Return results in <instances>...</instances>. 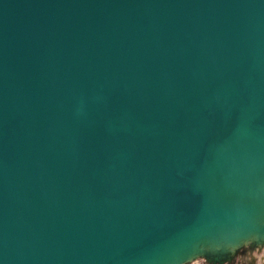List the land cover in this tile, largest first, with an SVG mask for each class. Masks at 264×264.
<instances>
[{"label":"water","instance_id":"obj_1","mask_svg":"<svg viewBox=\"0 0 264 264\" xmlns=\"http://www.w3.org/2000/svg\"><path fill=\"white\" fill-rule=\"evenodd\" d=\"M244 152L264 0H0V264L188 258L237 213L213 190Z\"/></svg>","mask_w":264,"mask_h":264},{"label":"bare ground","instance_id":"obj_2","mask_svg":"<svg viewBox=\"0 0 264 264\" xmlns=\"http://www.w3.org/2000/svg\"><path fill=\"white\" fill-rule=\"evenodd\" d=\"M260 154L249 152L239 154L237 161L231 164L230 173H226L214 187L213 193L217 202L237 213L231 221L210 227L201 233L202 240L215 245L225 242L234 251L241 243L251 239L261 241L264 238V205L252 212V206L262 202L258 196L259 191L245 193L246 183L250 178L258 175L264 180V165H261L264 155ZM261 188H264V182ZM182 251L180 247H175L160 254L148 264H178L187 258V254Z\"/></svg>","mask_w":264,"mask_h":264},{"label":"rangeland","instance_id":"obj_3","mask_svg":"<svg viewBox=\"0 0 264 264\" xmlns=\"http://www.w3.org/2000/svg\"><path fill=\"white\" fill-rule=\"evenodd\" d=\"M263 194L264 193L262 191L261 196H263L264 199ZM250 241H258L259 243H254V248L258 254L264 253V238L261 239V241L251 239L248 242ZM221 244L215 245L211 242L203 240L195 243L191 253L188 255V258L182 261L180 264H264L263 260L259 261V259L251 258L248 254V251L241 253V255L237 256L236 259H233V261L230 262L229 259H227V251H230L231 249L225 243ZM241 244H239L238 247Z\"/></svg>","mask_w":264,"mask_h":264},{"label":"crops","instance_id":"obj_4","mask_svg":"<svg viewBox=\"0 0 264 264\" xmlns=\"http://www.w3.org/2000/svg\"><path fill=\"white\" fill-rule=\"evenodd\" d=\"M254 243H259L258 241H250V242H244L242 243L236 250L232 251H227L228 256L227 259L229 261H233V259H236L237 256L241 255V253L244 252H249L248 254L250 255L251 258H256L259 259V261L263 260L264 261V253L258 254L254 248ZM258 257V258H257ZM227 264H232V263H227Z\"/></svg>","mask_w":264,"mask_h":264}]
</instances>
